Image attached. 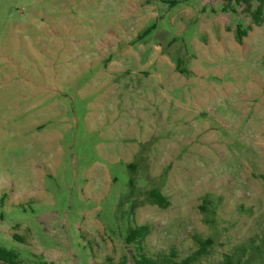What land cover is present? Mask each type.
<instances>
[{
    "label": "rangeland",
    "instance_id": "obj_1",
    "mask_svg": "<svg viewBox=\"0 0 264 264\" xmlns=\"http://www.w3.org/2000/svg\"><path fill=\"white\" fill-rule=\"evenodd\" d=\"M224 7L0 0V247L20 264H264V24Z\"/></svg>",
    "mask_w": 264,
    "mask_h": 264
},
{
    "label": "trees",
    "instance_id": "obj_2",
    "mask_svg": "<svg viewBox=\"0 0 264 264\" xmlns=\"http://www.w3.org/2000/svg\"><path fill=\"white\" fill-rule=\"evenodd\" d=\"M225 4L224 9L233 10V6H244V11L250 16L252 22L256 26H262L264 24V0H222ZM233 7V8H232ZM251 29V27H250ZM248 35V31L242 30L241 27L237 30V40L239 43L243 42L244 37ZM154 202L161 208H168L170 205L169 200L158 191H152L151 193ZM151 233V228L147 225L138 226L132 229L126 238L127 244L138 243L142 244L148 235ZM200 249L198 255H205L210 246V242L200 240L198 242ZM142 249V248H141ZM176 257V253L171 254ZM19 254L14 250H9L4 247H0V264H20ZM137 264H188V260L183 262H176L174 259L166 258L163 262L150 259L145 255L141 256V260Z\"/></svg>",
    "mask_w": 264,
    "mask_h": 264
}]
</instances>
